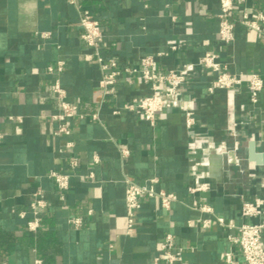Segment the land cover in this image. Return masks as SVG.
<instances>
[{
  "label": "crops",
  "instance_id": "1",
  "mask_svg": "<svg viewBox=\"0 0 264 264\" xmlns=\"http://www.w3.org/2000/svg\"><path fill=\"white\" fill-rule=\"evenodd\" d=\"M246 4L264 10V0ZM82 10L100 19L102 52L122 65L136 66L155 55L158 68L167 70L215 51L231 71L264 77V40L242 26L233 43L218 39L220 0H77V5L0 0V264H155L168 233L183 252L177 264H246L233 237L242 224L264 218L242 214L245 201L264 196L263 168L248 158L251 141L264 151V89L258 105L249 101L247 82L209 93L215 75L201 69L190 85L197 99L193 128L175 108L151 123L122 108L150 91L141 77H121L115 95L100 89L102 71L82 40ZM171 43L179 49L171 50ZM61 60L66 63L62 84L78 105L65 134L56 133V75L47 71ZM233 119L240 132L236 138L229 133ZM235 139L241 143V166L204 150ZM53 170L71 175L68 190L57 188L49 177ZM126 179L141 184L157 179L156 188L178 200L166 210L157 198L145 197L136 229L128 232ZM203 182L209 190L190 191ZM39 190L47 204L40 226L30 230V204ZM194 202L210 205L212 212L194 208ZM216 215L226 224L203 226V219Z\"/></svg>",
  "mask_w": 264,
  "mask_h": 264
},
{
  "label": "built area",
  "instance_id": "2",
  "mask_svg": "<svg viewBox=\"0 0 264 264\" xmlns=\"http://www.w3.org/2000/svg\"><path fill=\"white\" fill-rule=\"evenodd\" d=\"M77 5V0H69ZM247 0H220L219 27L217 31L218 39L231 44L235 40L236 30L239 26L246 29L248 33H254L259 39L264 40V10H251L246 4ZM81 25L83 27L82 40L92 50L93 58L100 66L102 77L99 80V87L106 95H115L118 84L123 76L138 75L142 81L150 85V91L147 94L135 98L134 101L123 105V109L133 110L140 113L144 119L155 123L158 116L165 110L175 108L185 114V125L192 129L196 124L195 104L196 97L192 95L190 85L197 71L203 69L211 71L215 77L207 87L209 93L216 90H231L241 87L247 82L249 101L258 105L260 94L264 89V77L256 72L243 73L233 72L229 69V63H223L215 51H209L199 57L198 61L184 63L178 67L167 70H160L155 55H147L140 60L136 66L122 65L117 57L106 55L102 52L105 44V34L100 19L95 17L90 11L82 10ZM170 49L176 51L179 49L177 43H171ZM159 52L158 56L164 55ZM65 61H58L54 65H49L47 71L56 75L52 86V97L56 100L59 111L52 115V118L59 123L57 134L68 132L69 119L78 115V105L69 99V94L61 81V74L65 70ZM189 94V95H188ZM120 108L115 109L119 113ZM95 118L98 114L93 115ZM230 135L236 138L240 132L237 129V123H233L229 129ZM2 135L0 134V140ZM241 143L235 139L232 145L226 141L219 144L210 143L204 148L206 151L226 156L230 163L238 166L242 165L243 157L240 155ZM128 154V151H124ZM258 165V164H254ZM72 166H77L76 159ZM260 173V185L264 189V165ZM255 173H251V176ZM49 177L52 178L59 190L65 191L70 187L71 175L59 171H51ZM157 179H151L145 184H141L131 179H126V208H127V231L133 232L137 225V214L142 207V199L145 197H155L158 199L162 208L170 210L178 196L166 190H158L155 186ZM210 189L208 182L198 183L190 187L192 193L207 191ZM47 202L43 196V191L34 193L30 208L34 213V219L29 221L30 230H36L40 226V211L46 206ZM194 208L205 212H212L208 204L194 202ZM24 215V212L21 213ZM242 214L247 217L264 216V196H259L253 201H245L242 207ZM216 221L225 225L226 219L223 216L216 215L214 219H203L204 227H210ZM78 225V218L73 221ZM240 234L233 237L242 251L246 264H264V218L261 222H247L239 227ZM162 255L154 259V263H160L161 260L167 264H177L183 261V252L176 243L173 233H168L160 244ZM231 253H226L227 261H231Z\"/></svg>",
  "mask_w": 264,
  "mask_h": 264
},
{
  "label": "water",
  "instance_id": "3",
  "mask_svg": "<svg viewBox=\"0 0 264 264\" xmlns=\"http://www.w3.org/2000/svg\"><path fill=\"white\" fill-rule=\"evenodd\" d=\"M248 158L253 163L264 165V151H259L254 141H251L249 144Z\"/></svg>",
  "mask_w": 264,
  "mask_h": 264
}]
</instances>
